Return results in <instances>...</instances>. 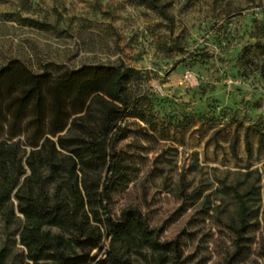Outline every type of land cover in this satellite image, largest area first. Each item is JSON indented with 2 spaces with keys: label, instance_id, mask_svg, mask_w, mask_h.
Listing matches in <instances>:
<instances>
[{
  "label": "rangeland",
  "instance_id": "374dc122",
  "mask_svg": "<svg viewBox=\"0 0 264 264\" xmlns=\"http://www.w3.org/2000/svg\"><path fill=\"white\" fill-rule=\"evenodd\" d=\"M156 3L0 0V67L132 69L112 216L138 209L160 241L179 237L184 264H264V0Z\"/></svg>",
  "mask_w": 264,
  "mask_h": 264
},
{
  "label": "trees",
  "instance_id": "16d2710c",
  "mask_svg": "<svg viewBox=\"0 0 264 264\" xmlns=\"http://www.w3.org/2000/svg\"><path fill=\"white\" fill-rule=\"evenodd\" d=\"M132 78L120 64L57 77L17 59L0 67V264H184L179 237L160 241L134 207L111 214L112 193L131 172L117 144ZM235 197L234 255L246 227Z\"/></svg>",
  "mask_w": 264,
  "mask_h": 264
}]
</instances>
